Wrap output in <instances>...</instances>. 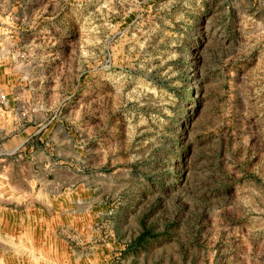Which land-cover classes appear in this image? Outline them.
Instances as JSON below:
<instances>
[{
	"label": "rangeland",
	"instance_id": "obj_1",
	"mask_svg": "<svg viewBox=\"0 0 264 264\" xmlns=\"http://www.w3.org/2000/svg\"><path fill=\"white\" fill-rule=\"evenodd\" d=\"M1 94L0 264H264V0H0Z\"/></svg>",
	"mask_w": 264,
	"mask_h": 264
},
{
	"label": "crops",
	"instance_id": "obj_2",
	"mask_svg": "<svg viewBox=\"0 0 264 264\" xmlns=\"http://www.w3.org/2000/svg\"><path fill=\"white\" fill-rule=\"evenodd\" d=\"M28 39V38H26ZM27 44H29V46H31V48L37 49V50H42V48H44L42 45H40V43H36L35 41L32 42H28ZM26 44V45H27ZM44 58L41 57H35L34 59H32V62H36V64H38L40 62V60H43ZM33 65V64H31ZM36 69H38V66H35ZM35 69V70H36ZM41 69V68H40ZM5 76V77H4ZM57 75L54 74H49V75H44L43 72L41 71H37L36 73H32V72H27L26 74L20 75L17 74L16 77H12L13 80H15L16 82H22L23 85H19V86H14V88L11 87V89L16 92L17 90L20 91V95L21 98H28L31 96V92L29 91V89H26L27 86H30L31 83H35V93L34 95L37 97L39 96V98H41L42 104L41 107L45 108V106H43V100L45 98H49L50 97V93H60V89H54V86H48L45 84V82H56L59 81V77H56ZM2 79L5 80V78L8 80V75L3 74ZM21 83V84H22ZM4 84V81L2 83V85ZM8 87V85H7ZM23 89V90H21ZM30 93V96H29ZM29 106V105H28ZM28 127L27 128H23L20 131H17L14 133V135L12 134V136H9L10 138L8 139L7 143L9 145H14V146H20L24 143V141L27 138L28 135ZM12 145V146H13Z\"/></svg>",
	"mask_w": 264,
	"mask_h": 264
},
{
	"label": "built area",
	"instance_id": "obj_3",
	"mask_svg": "<svg viewBox=\"0 0 264 264\" xmlns=\"http://www.w3.org/2000/svg\"><path fill=\"white\" fill-rule=\"evenodd\" d=\"M0 97H1L2 99H4V98H5V95H4V94H1Z\"/></svg>",
	"mask_w": 264,
	"mask_h": 264
}]
</instances>
